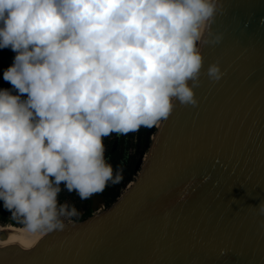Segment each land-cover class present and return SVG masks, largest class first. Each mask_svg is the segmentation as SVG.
Instances as JSON below:
<instances>
[{
  "label": "clouds",
  "instance_id": "obj_1",
  "mask_svg": "<svg viewBox=\"0 0 264 264\" xmlns=\"http://www.w3.org/2000/svg\"><path fill=\"white\" fill-rule=\"evenodd\" d=\"M222 0H0V49L16 53L0 89V201L27 231L63 230L61 185L81 200L114 175L104 139L196 106L202 48ZM224 73L218 62L211 81ZM15 92L16 94H13ZM26 95V99L23 98ZM264 215V202L258 206Z\"/></svg>",
  "mask_w": 264,
  "mask_h": 264
},
{
  "label": "water",
  "instance_id": "obj_2",
  "mask_svg": "<svg viewBox=\"0 0 264 264\" xmlns=\"http://www.w3.org/2000/svg\"><path fill=\"white\" fill-rule=\"evenodd\" d=\"M222 2L198 103L175 102L133 185L63 230L0 234V264H264V0Z\"/></svg>",
  "mask_w": 264,
  "mask_h": 264
},
{
  "label": "trees",
  "instance_id": "obj_3",
  "mask_svg": "<svg viewBox=\"0 0 264 264\" xmlns=\"http://www.w3.org/2000/svg\"><path fill=\"white\" fill-rule=\"evenodd\" d=\"M9 66V64L0 61V89L11 90L13 87L3 79V73ZM160 124L161 122L155 126L156 129L159 128ZM154 133V126H140L126 132L113 133L104 139L105 156L113 166L114 175L117 170H123V180L120 183L113 185L109 182L102 193L95 194L103 197L106 209L120 198L128 184L138 175L143 164L141 159L147 154L151 145V136ZM61 188L62 191L58 196V205L68 204L69 211L72 207H75L80 213L76 217L69 216L73 221H83L92 215L91 205L94 195L88 200H81L76 192H68L63 188V185H61ZM2 206H4L3 202L0 201V207Z\"/></svg>",
  "mask_w": 264,
  "mask_h": 264
},
{
  "label": "rangeland",
  "instance_id": "obj_4",
  "mask_svg": "<svg viewBox=\"0 0 264 264\" xmlns=\"http://www.w3.org/2000/svg\"><path fill=\"white\" fill-rule=\"evenodd\" d=\"M155 126L156 125H154V128H155ZM155 131H156V128H155ZM153 136V135H152ZM152 136H151V140H152ZM145 156L146 155H144L143 156V158L141 159L142 160V162L144 161V158H145ZM139 173V172H138ZM138 176V175H137ZM136 176V177H137ZM136 177L134 178V180L132 181V182H134L135 181V179H136ZM131 182V183H132ZM131 183H129L128 184V186L125 188V190H124V192H126L127 190H128V188L131 186V185H133V183L131 184ZM124 192H123V194H124ZM100 196L99 195H94L93 196V198H92V207H96V206H99V208L101 209H99L100 210V212H102V211H104V210H106V207L104 206V201L102 202V201H100L101 203H99V204H96V201L95 200H97L98 198H99ZM94 205V206H93ZM97 208V207H96ZM21 218H17V219H12V212L11 211H9L8 209H6L4 206H2L1 207V209H0V224H3V226H5V229H10V230H12V229H14V228H21V227H25L23 224H21L20 222H19V220H20ZM60 220L65 224V225H67V224H69V223H71V222H75V221H73L69 216H67V215H64V216H61L60 217ZM13 225H15V226H13Z\"/></svg>",
  "mask_w": 264,
  "mask_h": 264
},
{
  "label": "crops",
  "instance_id": "obj_5",
  "mask_svg": "<svg viewBox=\"0 0 264 264\" xmlns=\"http://www.w3.org/2000/svg\"><path fill=\"white\" fill-rule=\"evenodd\" d=\"M16 53H14L10 48L8 49H5V50H2L0 49V60H4V61H8V60H11V63H13V59L15 57ZM13 94H16L15 92H13ZM26 99V95L23 97ZM96 201V204H99L101 203L100 199H97L95 200ZM94 206V205H93ZM100 206V205H99ZM99 206H96L95 208L91 206V211H92V214H97V213H100V208ZM100 209V210H99Z\"/></svg>",
  "mask_w": 264,
  "mask_h": 264
},
{
  "label": "bare ground",
  "instance_id": "obj_6",
  "mask_svg": "<svg viewBox=\"0 0 264 264\" xmlns=\"http://www.w3.org/2000/svg\"><path fill=\"white\" fill-rule=\"evenodd\" d=\"M161 125H162V122H161L159 128L161 127ZM159 128H157V129H159ZM154 138H155V136H153V139ZM17 232L32 233V232L27 231L26 228H14V229L10 230V229H5V226H0V234H2V233H17ZM37 233H46V232H37Z\"/></svg>",
  "mask_w": 264,
  "mask_h": 264
},
{
  "label": "flooded vegetation",
  "instance_id": "obj_7",
  "mask_svg": "<svg viewBox=\"0 0 264 264\" xmlns=\"http://www.w3.org/2000/svg\"><path fill=\"white\" fill-rule=\"evenodd\" d=\"M0 209H1V207H0Z\"/></svg>",
  "mask_w": 264,
  "mask_h": 264
}]
</instances>
